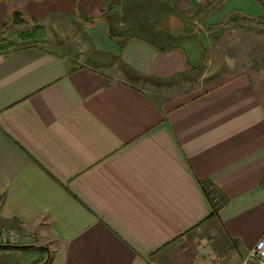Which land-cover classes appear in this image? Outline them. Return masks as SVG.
Segmentation results:
<instances>
[{"label": "crops", "instance_id": "1", "mask_svg": "<svg viewBox=\"0 0 264 264\" xmlns=\"http://www.w3.org/2000/svg\"><path fill=\"white\" fill-rule=\"evenodd\" d=\"M237 12L261 1L0 0V226L32 245L25 264L43 246L47 264H216L212 229L236 263L255 245L262 93L251 74L196 79ZM68 22L97 55L62 39ZM25 249L0 248V264Z\"/></svg>", "mask_w": 264, "mask_h": 264}, {"label": "rangeland", "instance_id": "2", "mask_svg": "<svg viewBox=\"0 0 264 264\" xmlns=\"http://www.w3.org/2000/svg\"><path fill=\"white\" fill-rule=\"evenodd\" d=\"M260 1L263 10L260 15L254 17L251 15H242L241 12H237L235 18L232 16L233 19L230 20L227 26H216L217 30L210 33L208 37L210 47L205 48L203 46V61L205 63L203 61L201 63L199 62L196 74V79L199 83L207 79L209 82L213 81L215 83L218 82V79L240 73L251 74L264 100V0ZM194 21L192 20L190 22V26L198 25L199 27V24H195ZM63 29L64 33H62L61 37L63 40L65 39L64 41H71L74 44L78 43L92 55L98 54L92 44L81 39V35L76 30L78 29L81 32V29L76 25L68 22ZM131 34L134 35L136 33L131 32ZM47 37H50V42L56 41L54 38L55 35L53 37L52 34H49ZM198 38L201 39L200 35H198ZM79 41L83 42L80 43ZM69 47L72 48L75 45L72 46L69 44ZM214 231L216 230L212 229L208 230V232L207 230H203L199 235L201 237L209 234L213 235L212 237H216L214 242L215 263L236 264L238 260L234 259V252H229L227 249H224L226 247H222L220 242L217 243L221 240V235L216 234ZM217 239L218 241H216ZM31 253V249H25L18 251L17 254H13L12 256L17 260L18 264H25L30 260Z\"/></svg>", "mask_w": 264, "mask_h": 264}, {"label": "built area", "instance_id": "3", "mask_svg": "<svg viewBox=\"0 0 264 264\" xmlns=\"http://www.w3.org/2000/svg\"><path fill=\"white\" fill-rule=\"evenodd\" d=\"M21 232L13 226H0V244H20ZM236 264H264V232L248 253Z\"/></svg>", "mask_w": 264, "mask_h": 264}, {"label": "trees", "instance_id": "4", "mask_svg": "<svg viewBox=\"0 0 264 264\" xmlns=\"http://www.w3.org/2000/svg\"><path fill=\"white\" fill-rule=\"evenodd\" d=\"M130 9H133L132 7H129ZM134 11H136V10H134ZM133 10L131 11L132 13L134 12ZM25 21V19H24V17H23V15H22V13L20 12V11H16L14 14H13V22L15 23V24H21V23H23ZM44 30L42 29V28H38L37 30H35V31H30V32H28V33H24L23 35L24 36H27L26 38H27V40H29V41H34L35 42V39L37 40V42L38 41H42V40H44ZM30 34H32V35H34L35 36V39L34 38H30ZM109 34L111 35V37H115V38H117V37H120V38H124V36H123V34L121 33V31H117V30H113L112 29V27L109 25ZM126 39H129V38H127V37H125ZM26 40V39H25ZM125 40V39H124ZM8 47H11V46H13L14 44H15V42L14 41H9L8 43ZM124 47V44H121V48H123ZM163 47V46H162ZM217 210H218V206H216V205H214V212H213V214L211 215V217L212 216H214L215 214H216V212H217ZM7 245V244H6ZM29 247H31V246H29ZM29 247H26V248H29ZM0 248H10V247H7V246H5V247H0ZM39 248V247H38ZM22 249H25V248H22Z\"/></svg>", "mask_w": 264, "mask_h": 264}, {"label": "water", "instance_id": "5", "mask_svg": "<svg viewBox=\"0 0 264 264\" xmlns=\"http://www.w3.org/2000/svg\"><path fill=\"white\" fill-rule=\"evenodd\" d=\"M5 246L10 247V248H21L22 249V248H26V247H29L32 245H28V244H7V245L6 244H0V247H5ZM42 248L47 250L48 257L46 258L45 261L37 263V264H47L50 260L51 253H50L49 249L45 246H43Z\"/></svg>", "mask_w": 264, "mask_h": 264}]
</instances>
